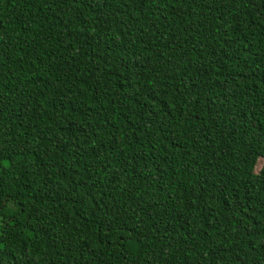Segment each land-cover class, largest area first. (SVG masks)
I'll list each match as a JSON object with an SVG mask.
<instances>
[{
    "label": "trees",
    "instance_id": "trees-1",
    "mask_svg": "<svg viewBox=\"0 0 264 264\" xmlns=\"http://www.w3.org/2000/svg\"><path fill=\"white\" fill-rule=\"evenodd\" d=\"M0 264H264V0H0Z\"/></svg>",
    "mask_w": 264,
    "mask_h": 264
},
{
    "label": "rangeland",
    "instance_id": "rangeland-1",
    "mask_svg": "<svg viewBox=\"0 0 264 264\" xmlns=\"http://www.w3.org/2000/svg\"><path fill=\"white\" fill-rule=\"evenodd\" d=\"M262 162H263V160H260V161L258 162V165H257L258 168H259V166L262 164Z\"/></svg>",
    "mask_w": 264,
    "mask_h": 264
}]
</instances>
